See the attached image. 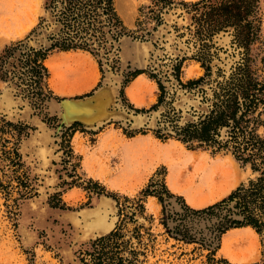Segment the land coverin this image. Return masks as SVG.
I'll list each match as a JSON object with an SVG mask.
<instances>
[{
    "label": "rangeland",
    "instance_id": "374dc122",
    "mask_svg": "<svg viewBox=\"0 0 264 264\" xmlns=\"http://www.w3.org/2000/svg\"><path fill=\"white\" fill-rule=\"evenodd\" d=\"M43 1L0 0V53L4 46L14 44L22 38L25 45L13 52L16 55L18 51H25L27 46L37 48L40 43L46 44L44 35L50 29H34L39 16L49 18L48 13L44 12ZM192 1L196 0H113L114 10L128 34H122L116 42L112 40L110 47L107 42L106 52L100 48L99 54L94 58L99 59V63L96 61L99 71L101 68L99 83H107L105 85L114 90V103H111L109 109L116 110L115 115L110 117L117 119L111 121L125 132L151 130L156 134L155 130L159 128L164 135L160 138H175L170 123L162 121L160 116L165 108L163 105L158 106L156 112H150L148 119L142 114H132L120 108L123 106L133 110L126 102L125 95L119 93V89H122L124 79H129L135 68H142L155 82L156 78L162 82L167 90L165 99H171L170 105L175 110L180 109L176 112L179 115L177 124L193 120L198 112L205 111L206 106L199 103V96L179 87L171 73L172 65L180 57H183L178 73L181 81L195 78L204 71L200 61L192 57L198 48V40L185 27L190 22L191 13L186 11L189 4H185ZM251 18L256 33L248 46L247 63L251 75L262 83L264 94V0H255ZM32 28L34 31L30 32ZM107 38L110 40L109 35ZM229 39L230 36L222 32L212 37L214 44L222 47L211 55L212 72L215 65H219L226 74L229 64L239 57L240 48L230 46ZM125 40L126 47L123 46ZM136 43L143 50L138 55L134 54ZM125 48L128 50L124 51ZM223 48L226 50H222ZM6 61L0 69L6 68L8 71L6 79L0 78V264H82L79 251L88 247L90 239L108 230L98 233L96 228H110L113 223V227L116 226L122 235V243L127 240L122 255L133 258L135 264H264L262 246L256 240L245 245L249 247L250 256L257 249L260 251L259 255L250 259L239 257L231 250L230 244L238 236L229 241L228 251L240 258L239 262L232 263L219 255L215 248L220 229L227 223V218L240 219L241 216L230 207L232 201L195 211L186 207L179 196L166 193L163 189L164 179L169 187L166 180L169 170H174L176 190L194 197L198 201L196 205L213 196H199L192 190L181 187L177 182L176 165L167 158L165 177V168L161 165L152 179L134 194L99 192L85 180L81 184L85 187V192L81 195H98L97 198L102 203L83 218V209L91 205L77 209L78 206L67 205L62 194L68 183H80L71 166H66V161L70 160V148L65 129L59 126L56 117L46 112V99L38 100L35 96L26 95L24 84L17 82V71L21 70L17 61L11 57H7ZM10 70L14 71L12 77ZM39 85L41 91L47 94L42 88L41 80ZM132 86L126 89L127 96V90ZM158 92L156 83L155 98L149 105L155 102ZM135 95L142 100L136 91ZM253 115L258 121L254 124V131L258 136L264 137V102L258 105ZM34 116L53 127L50 136L32 123ZM124 117L126 119H122ZM82 124L79 126L82 127ZM138 124V127H133ZM178 144L181 148H193L196 152L205 150L210 156L229 155V172H250L241 184L246 185L248 179L257 174V171L251 169L249 162L235 159L228 149L213 150L212 146L196 145L195 142L192 146L185 143L181 145V142ZM50 146L58 152L60 158L55 157L54 161L51 159ZM178 150L182 151L180 147ZM169 164H173L171 169ZM192 172L193 176L202 172L206 179L208 172H215V169L200 161L194 162ZM220 172L227 171L221 169ZM55 173L59 177L54 182L48 176ZM147 194H152L155 198L147 197ZM184 197L188 202L186 195ZM87 199H84L85 204H88ZM97 201H92L93 205ZM52 203L56 205L52 206ZM62 203L63 207H59ZM71 209L77 210L68 211ZM93 213L99 214L100 220L97 223L92 220ZM205 217L211 218L209 223L204 226L194 224L197 219ZM88 222L91 231L83 237L82 233ZM130 248L136 251L134 256L128 252Z\"/></svg>",
    "mask_w": 264,
    "mask_h": 264
},
{
    "label": "trees",
    "instance_id": "16d2710c",
    "mask_svg": "<svg viewBox=\"0 0 264 264\" xmlns=\"http://www.w3.org/2000/svg\"><path fill=\"white\" fill-rule=\"evenodd\" d=\"M185 5L189 6L186 11H191L190 22L185 27L198 40V48L192 57L200 61L204 71L195 78L181 81L178 73L183 57H180L172 65L171 73L179 87L199 96V103L206 106L205 111L198 112L193 120L177 124L179 115L176 112L180 109L175 110L170 105L171 99H165L167 90L157 78L159 92L155 102L147 108H131L133 113L140 112L148 119L150 112H156L157 107L163 105L165 108L160 116L162 121L170 123L175 138L189 146L195 142L196 145L212 146L213 150L225 148L230 150L235 159L250 163L251 169L257 171V174L248 179L246 185L240 184L217 202L194 210H204L224 201H232V207L241 218H227L224 227L250 225L260 235L261 252L264 253V137L255 133L254 124L258 121L253 115L258 105L264 102V94L262 83L251 75L247 63L248 46L256 33L251 18L255 0H196ZM43 9L49 18L39 16L34 29H50L44 35L46 44L40 43L37 48L27 46L25 51H18L16 55L13 52L25 45L22 38L4 46L0 53V69L7 62V57L16 60L21 68L17 71V82L24 84L26 95L35 96L38 100L50 97L41 91L39 85L45 74L40 59L48 50L80 48L96 57L100 48L106 52L107 42L110 47L112 40L116 42L119 36L128 34L114 10L113 0H44ZM218 32L230 36V46L240 48L239 57L229 64L226 74L219 65H215L212 72L210 64L211 55L222 48L212 40ZM96 61L99 63V59ZM141 71L142 68H135L130 74ZM7 72L6 68L2 69L0 78L6 79ZM10 72L12 77L14 71ZM119 93H122L121 88ZM155 131L156 136L164 137L159 128ZM51 205L55 206L56 203ZM121 237L115 226L90 239L88 247L79 251V260L82 264H135L133 258L122 255L127 240L122 243ZM128 252L134 256L136 251L130 248Z\"/></svg>",
    "mask_w": 264,
    "mask_h": 264
},
{
    "label": "crops",
    "instance_id": "0c3cea01",
    "mask_svg": "<svg viewBox=\"0 0 264 264\" xmlns=\"http://www.w3.org/2000/svg\"><path fill=\"white\" fill-rule=\"evenodd\" d=\"M125 42L123 41V44ZM123 46L125 47V45ZM127 50L125 48L124 51ZM49 60L57 63L56 74L47 66ZM40 63L45 69L41 85L45 92L50 95L46 100V112L55 116L58 119L59 126L63 130L65 129V135L69 143L68 147L70 148V160L66 161V166H71L72 171L75 172L74 176L80 180V183H68L62 194L65 196V203L73 207L78 206L77 209L91 205V207L83 209L81 213V216H84L83 218H86L92 210H96L97 205L102 203L101 199L97 198L98 195H81V193L85 192V187L81 185L85 180L93 184L94 188L96 187L99 192H115L122 195L134 194L152 179L156 169L161 165H164L165 177L167 173L166 158L173 161L176 165L177 182L181 187L188 188L199 196L213 195L206 202L193 206L186 202L181 190L170 189L164 179V191L179 196L183 204L190 209L203 208L217 202L250 175V172H229L231 158L227 154L210 156L205 150L196 152L193 148H181L178 142H181V145L183 143L179 139L168 137L165 140V138L156 136L151 130H133L131 133H127L119 125L111 121L117 119L110 117L112 115L103 118L104 120L101 119L100 122L95 121L94 123L83 122L80 118H78L80 121L71 119L74 116L66 115L68 110L66 107H63V104L68 99H82L93 92L89 96L92 97L100 88H111L105 85L107 83H99L101 75L96 59L90 52L84 49L52 48L40 59ZM131 85H133L135 91L142 98L139 103L130 100L126 94V89ZM155 90L156 82L144 71L131 75L122 87V93L126 97V102L132 107L148 106L155 98ZM112 102L107 106V109L115 115L116 110L109 109ZM120 108L132 114H141L140 112L133 113V111L123 106H120ZM122 119H126V117ZM32 123L36 125L38 130L44 131L49 136L52 133L53 127L46 124L38 116L33 117ZM80 123H83L82 127L79 126L81 125ZM139 125H134L133 127L135 128ZM179 147L182 151L178 150ZM50 148L51 159L54 161L55 157L60 158L58 152L52 146ZM200 161L215 169V172H208L209 176L206 179L202 175V172H199L201 175L197 174L193 176V164ZM170 165L173 166V164ZM221 169H225L227 172H220ZM57 176L58 174L55 173L48 177L55 182ZM86 197L88 198L86 201L88 204L84 203ZM147 197L155 198L152 194H147ZM95 199L98 201L93 205L92 201ZM77 209L68 211H75ZM113 225L106 232L112 229ZM86 226L87 228L82 233L83 237L87 236L89 231H91L89 222ZM229 233H236L237 236L242 234L240 237L232 240L230 244L231 250L239 257L250 259L260 254V251L257 249L252 256L248 255L249 247L245 245L253 242V240H256L259 245L260 239L258 240L259 234L254 228L248 224H242L222 227L220 229L218 243L215 248L219 255L226 258L222 253V239ZM249 233L251 234L249 235Z\"/></svg>",
    "mask_w": 264,
    "mask_h": 264
},
{
    "label": "bare ground",
    "instance_id": "6f19581e",
    "mask_svg": "<svg viewBox=\"0 0 264 264\" xmlns=\"http://www.w3.org/2000/svg\"><path fill=\"white\" fill-rule=\"evenodd\" d=\"M126 3H127V1H126ZM125 41L127 42V40H125ZM126 42L124 43L125 47H126ZM137 45H138V43H136L135 47H134V52H135L134 54L135 55H138V53H140V51L142 49L140 45H138L139 47ZM47 66L52 69L54 74H56V66H57L56 62L49 60L47 62ZM133 90H134L133 86L127 90L128 97L130 98V100L134 101L135 103H139L141 100L138 97H136L135 91L133 92ZM113 98H114L113 88H109V87L100 88L99 90H97V92L92 97H89L87 99H84L81 101H78V100L66 101L64 104V107H66V109L68 110L66 115L74 116L71 118H75V117L80 118L83 122H86V123H93L95 121L100 122L101 119L107 118L110 115H113L112 111L107 109V106L110 104V102L113 101ZM169 168L171 169L170 164H169ZM166 181L172 190H176V187H175V183H176L175 182V171L174 170L173 171L169 170V175H168ZM184 195H186L189 203H191L193 205L197 204L196 202H198V201L195 200L194 197H191L190 195H187L186 193H184ZM92 220L94 223H97L100 220L99 214L93 213ZM210 220H211V218L208 219V217L199 218L194 222V224H197L199 226H204L205 224L209 223ZM96 229H97L98 233H102L103 231H106L109 228L106 226H100V227H97ZM236 233H229L227 236H225L222 239V253L226 256V258L228 260H230L232 262H239L238 260L240 259V258L238 259V257L235 256L233 253H230L228 251V243L231 239L236 238V236H237Z\"/></svg>",
    "mask_w": 264,
    "mask_h": 264
},
{
    "label": "water",
    "instance_id": "95a60500",
    "mask_svg": "<svg viewBox=\"0 0 264 264\" xmlns=\"http://www.w3.org/2000/svg\"><path fill=\"white\" fill-rule=\"evenodd\" d=\"M38 38H39V36H38ZM93 94V92L89 95V96H91ZM89 96H86V97H84V98H82V99H85V98H87V97H89ZM82 99H68V100H82ZM67 100V101H68ZM66 101V100H65ZM113 101H114V98H113ZM114 102H112V104H113ZM111 104V105H112ZM63 107H64V104H63ZM71 119H77V120H79L78 118H71ZM102 120H104V119H102ZM80 121V120H79ZM94 123V122H93ZM230 207H232V206H230Z\"/></svg>",
    "mask_w": 264,
    "mask_h": 264
}]
</instances>
